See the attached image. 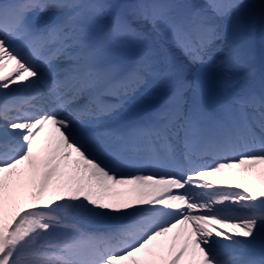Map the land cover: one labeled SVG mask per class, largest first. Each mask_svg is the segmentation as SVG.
Here are the masks:
<instances>
[{
	"label": "snow or ice",
	"instance_id": "1",
	"mask_svg": "<svg viewBox=\"0 0 264 264\" xmlns=\"http://www.w3.org/2000/svg\"><path fill=\"white\" fill-rule=\"evenodd\" d=\"M245 7L0 0V264H264ZM141 93L156 106L124 124Z\"/></svg>",
	"mask_w": 264,
	"mask_h": 264
},
{
	"label": "rangeland",
	"instance_id": "2",
	"mask_svg": "<svg viewBox=\"0 0 264 264\" xmlns=\"http://www.w3.org/2000/svg\"><path fill=\"white\" fill-rule=\"evenodd\" d=\"M260 1L262 7L256 3ZM246 6L242 9V15L239 22L246 37L254 35V32H258L261 27H264V0H242ZM262 47L264 49V37H262ZM262 49V50H263ZM126 57V54H123Z\"/></svg>",
	"mask_w": 264,
	"mask_h": 264
},
{
	"label": "bare ground",
	"instance_id": "3",
	"mask_svg": "<svg viewBox=\"0 0 264 264\" xmlns=\"http://www.w3.org/2000/svg\"><path fill=\"white\" fill-rule=\"evenodd\" d=\"M259 2H260V1H257V2L254 3V4H257V5H259L260 7H262L261 4H260ZM236 178H238V177H234L233 179H236ZM260 179H261V178L259 177V175H256V176H253V177H250V178H249V180L254 181V182H256V183H259Z\"/></svg>",
	"mask_w": 264,
	"mask_h": 264
}]
</instances>
